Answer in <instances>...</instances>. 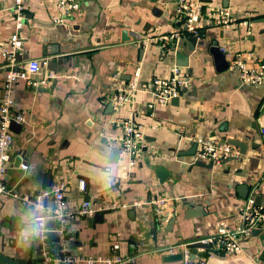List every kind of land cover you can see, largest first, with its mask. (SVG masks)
Masks as SVG:
<instances>
[{
  "label": "crops",
  "instance_id": "0c3cea01",
  "mask_svg": "<svg viewBox=\"0 0 264 264\" xmlns=\"http://www.w3.org/2000/svg\"><path fill=\"white\" fill-rule=\"evenodd\" d=\"M176 2L80 0L78 10L64 14L52 1H23L18 31L23 43L21 62L39 60V76L50 78L45 87H31L21 80L13 83V110L23 112L25 122L19 133L12 132L7 186L33 196L64 183L67 208L78 207L85 198L100 202L113 198L130 205L160 195L171 201L164 222L147 205L105 211L96 214L97 220L95 215L70 222L67 232L74 255H107L111 245L118 243L119 254L136 257L133 264H176L155 249L213 236L224 226L235 227L236 210L251 192L259 197L257 205L264 207L259 134L264 127V82L242 86L235 68L228 65L216 71L208 51L198 45L190 51L186 36L176 48L169 39L166 50L135 43L140 36L183 32ZM201 3L204 11L227 7L248 22L247 27L235 29L206 27L205 42L215 43L231 56L252 54L255 61L247 57L251 66L264 64V0ZM13 6L14 0H0V48L16 30ZM50 60L55 64L49 68ZM182 61L187 63L182 69L189 83L175 100L149 109L154 96L146 89L117 111L112 109V97L136 69L139 83L147 85L153 78H169L173 66ZM5 67L0 54V96ZM124 120L133 121L143 135L144 147L132 165L120 149ZM198 139L235 140L244 144L245 152L220 165L199 162L196 150L187 153ZM18 160L21 163L15 168ZM160 167L167 173L162 182L156 172ZM80 180L85 181V193L79 191ZM34 214L16 198L0 194V253L5 257L41 264L35 236L27 242L20 236L33 227ZM241 248L237 259L217 255L207 264H264V232L245 237Z\"/></svg>",
  "mask_w": 264,
  "mask_h": 264
},
{
  "label": "built area",
  "instance_id": "2783aa9c",
  "mask_svg": "<svg viewBox=\"0 0 264 264\" xmlns=\"http://www.w3.org/2000/svg\"><path fill=\"white\" fill-rule=\"evenodd\" d=\"M23 1L14 0L13 11L16 15L15 32L10 37L8 44L0 48V54L5 58V78L2 85L0 96V194L12 196L22 202V204L34 211L32 219L33 227L37 229L34 235L38 245V256L41 264H133L135 256H124L118 253V243H113L110 252L107 255L100 256H78L72 251V238L68 235L67 226L70 222L79 218L93 217L97 213L127 208L131 205L139 207L149 205L152 207L155 217L159 222H164L168 217V207L171 204L170 199L156 195L149 198V201H135L130 205L125 202L111 199L109 202H100L95 200H83L76 208L65 207L64 183L55 186H49L41 189L33 196L20 195L9 188L5 183L7 175L8 149L14 137L9 129L10 122L24 124L25 114L23 112H14L13 110V83L21 80L31 87H45L49 81L48 75L40 77L41 63L37 59H30L25 62H16L15 56L22 52V40L18 31L22 27ZM52 1L56 7L64 14L79 9L80 0H47ZM176 18L185 29L181 33L171 34L169 36H140L136 44L146 46L150 43L160 46L163 50L169 49L167 41L170 39L171 46L176 48L180 38L187 34L196 36L199 31L206 27H216L220 29H235L247 27L246 20H240L227 7L209 8L204 11L201 0H177L175 6ZM56 22L60 23L61 19ZM172 39V42H171ZM176 50V49H172ZM220 51L225 55L231 68L238 71L239 84L242 86H257L264 82V64L258 63L251 66L247 62V57L255 61L252 54L246 57L229 55L224 49ZM140 73L135 70L130 81L112 97V109L117 111L121 105L130 102L133 96L139 90H151L154 101L147 104L149 109L155 105L168 104L171 99L178 97L180 90L187 87L189 78L182 67L174 65L171 75L167 79L153 78L149 84L139 83ZM123 127V136L120 141V149L127 154L129 164H133L132 159L137 156L140 149L144 147L143 135L139 127L131 120L121 122ZM261 148L264 152V128L259 129ZM196 156L199 162H207L211 165H220L227 161H232L239 157V151L236 147L222 143H210L203 139L196 141ZM79 191L85 193L86 184L84 180L78 182ZM238 224L235 227L224 226L218 232L206 238L195 240L193 242H180L166 246H161L155 250L165 255L180 254V259L176 264H207V261L215 258L217 252L223 256H236L242 253L241 240L248 236L253 228H264V207L255 203L254 193L243 201L236 210ZM54 235L53 243L49 242V236ZM201 243L208 245V248L197 247L196 252L202 254L198 259L191 257L190 245Z\"/></svg>",
  "mask_w": 264,
  "mask_h": 264
},
{
  "label": "water",
  "instance_id": "95a60500",
  "mask_svg": "<svg viewBox=\"0 0 264 264\" xmlns=\"http://www.w3.org/2000/svg\"><path fill=\"white\" fill-rule=\"evenodd\" d=\"M204 35H205L204 31H199L196 36L190 35V34L186 35V37L189 40L188 46L192 47V48H190V51H194L195 48H193V47L198 45L200 48L207 50L208 53L212 56L216 71H221V70L225 69L229 65L228 61L225 58V55L220 51V47L218 45H216L215 43H210V42L207 43V42H205ZM15 60H16V62H20L22 60L21 55L17 54L15 56ZM53 61L54 60L48 61L47 67L50 68V65L55 64V62H53ZM180 63H182V65H180V64H176V65L180 66V67H186L187 66V63L185 61H182ZM184 89H186V88H184ZM173 99L175 100L176 98H173ZM173 99H171V100H173ZM109 107L111 108V104L109 105ZM22 125L23 124H18V123H15V122L12 121L9 124V129L12 132H14V133H19V130L21 129ZM257 131L258 130L256 129V131H255L256 134H257ZM227 143L232 145V146H234V147H236L238 149L240 155L244 154L245 146L241 142H238V141H235V140H229V141H227ZM196 149H197V143L195 141V142L192 143V147L188 150L187 153L192 155V154L195 153ZM183 153H185V152H182V154ZM18 161H20V162H18L15 165V168H17L19 166V164L21 163V160H18ZM156 172L158 174V178H159L160 182H162L163 179L167 176V173L161 167L157 168ZM48 185H49V179L46 177L44 186L46 187ZM244 198H246V195L244 196ZM85 199L87 200L88 198H85ZM254 200H255V203L257 204L258 200H259V197L255 196ZM102 213L103 212H100V213H97V214L100 216ZM98 215H96V217H94L93 219L97 220V216ZM263 232H264V228H258V227L257 228H253L250 231V233H248V236L249 237H257V236H260L261 234H263ZM49 239L50 240H55L56 238H55L54 235H50ZM197 247L208 248L209 246L208 245H203L201 243H193V244H191L190 245L191 252H192L191 253V257L193 259H198V257L202 255V254L196 252V248ZM241 255H242V253L239 254V255H236V256H228V257L231 258V259H237V258L241 257ZM163 259L166 260V261H178L180 259V254L176 253V254H173V255H165L163 257ZM27 263L28 262L25 259H10V258L5 257L2 253H0V264H27Z\"/></svg>",
  "mask_w": 264,
  "mask_h": 264
},
{
  "label": "clouds",
  "instance_id": "9594fccd",
  "mask_svg": "<svg viewBox=\"0 0 264 264\" xmlns=\"http://www.w3.org/2000/svg\"><path fill=\"white\" fill-rule=\"evenodd\" d=\"M36 232H37V229L34 227L25 229L23 232L20 233L21 239L27 242L32 235L36 234Z\"/></svg>",
  "mask_w": 264,
  "mask_h": 264
},
{
  "label": "rangeland",
  "instance_id": "374dc122",
  "mask_svg": "<svg viewBox=\"0 0 264 264\" xmlns=\"http://www.w3.org/2000/svg\"><path fill=\"white\" fill-rule=\"evenodd\" d=\"M142 143H143V141H142ZM155 197V196H154ZM151 198H153V197H151ZM18 200V199H17ZM142 200H146V201H149V198H144V199H142ZM142 200H140V201H142ZM20 201V200H19ZM21 202V201H20ZM22 203V202H21ZM147 206H149V205H147ZM33 219V218H32ZM217 255H223L221 252H217Z\"/></svg>",
  "mask_w": 264,
  "mask_h": 264
}]
</instances>
